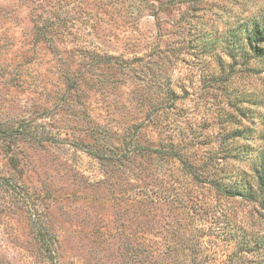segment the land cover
<instances>
[{"label":"rangeland","instance_id":"rangeland-1","mask_svg":"<svg viewBox=\"0 0 264 264\" xmlns=\"http://www.w3.org/2000/svg\"><path fill=\"white\" fill-rule=\"evenodd\" d=\"M262 11L264 0H0V264H230L245 235L255 247L263 200L222 197L181 159L202 165L218 149L229 102L209 80ZM169 183L191 209L150 200Z\"/></svg>","mask_w":264,"mask_h":264},{"label":"trees","instance_id":"trees-1","mask_svg":"<svg viewBox=\"0 0 264 264\" xmlns=\"http://www.w3.org/2000/svg\"><path fill=\"white\" fill-rule=\"evenodd\" d=\"M244 24L241 39L236 41L234 39L231 45L228 65L218 58L217 67L220 73L213 74L209 80L210 86L218 89L221 94L226 93L229 102L226 112L219 116L220 145L202 165L197 166L184 159H181V164L191 179L209 183V186L222 197H242L246 200L261 198L264 203V147L256 144L260 140L264 141V113L262 115L254 113L256 107L264 109V92L255 89L264 72V11L258 16L245 19ZM237 60H240V63ZM255 117L259 118V125H255ZM142 149L148 154L154 153L161 157H177L173 151L166 149L151 147ZM129 153L122 152L116 158L112 154L101 155L96 152L93 154L101 160H121L128 158ZM204 171L207 175L203 177ZM9 185L7 180L0 179V187ZM175 186L169 183L163 189L156 190V193L152 191L148 196L152 195L150 200H163L166 205H173V209L187 205V209H191L192 196L186 199L182 191ZM170 231L174 236H179V233L186 234L177 226L172 227ZM250 237L251 235H245V238L238 241L241 248L236 249L234 260L230 264H245L250 261L249 256L256 252L257 254L261 252L258 264H264V235L255 241V247ZM174 247L175 242L169 249L172 251ZM154 254L159 252L151 255ZM158 262L167 264L164 259L163 261L159 259Z\"/></svg>","mask_w":264,"mask_h":264}]
</instances>
